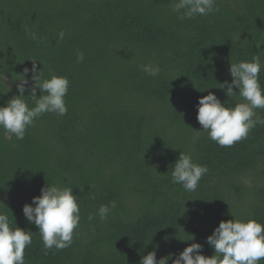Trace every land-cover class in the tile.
I'll return each mask as SVG.
<instances>
[{
  "label": "trees",
  "instance_id": "trees-1",
  "mask_svg": "<svg viewBox=\"0 0 264 264\" xmlns=\"http://www.w3.org/2000/svg\"><path fill=\"white\" fill-rule=\"evenodd\" d=\"M175 2L0 0V106L19 95L24 77L34 105L33 61L37 82L69 80L65 115L42 114L22 140L0 128V211L33 232L26 264H140L154 247L157 260L175 259L193 242L211 256L206 238L221 220L264 224V124L221 147L197 121L209 91L241 102L219 87L233 79L231 63L258 55L264 64V0H216L218 11L183 20ZM153 62L156 76L142 71ZM181 151L208 168L192 192L172 183ZM47 182L73 188L81 220L71 246L46 252L22 209ZM111 201L102 220L98 208Z\"/></svg>",
  "mask_w": 264,
  "mask_h": 264
},
{
  "label": "clouds",
  "instance_id": "clouds-1",
  "mask_svg": "<svg viewBox=\"0 0 264 264\" xmlns=\"http://www.w3.org/2000/svg\"><path fill=\"white\" fill-rule=\"evenodd\" d=\"M215 5L216 0H176L171 10L178 13L181 20L192 19L218 11ZM29 35L38 41L35 32ZM64 35L61 30L57 34V40H63ZM260 45H256L257 48ZM83 59V53L78 52L77 60ZM262 67L264 64L258 55H254L251 61L231 63L229 72L233 79L231 82L220 83L219 87L225 90L229 98L238 93L241 98L239 103L230 106L228 101L221 102L211 91L199 98L197 121L202 126V131L207 132L209 138L219 146L230 147L246 139L250 130L257 124H264V118L258 116L255 111L264 109V88L259 83ZM24 71L27 73L29 70ZM31 71L35 85L28 97L34 105L29 107L28 101L24 99L27 84L24 77L18 85L19 95H14L6 104L0 106V128L4 129L9 138L14 135L17 140H22L26 129L44 113L60 116L67 113L65 97L69 87L68 78L53 74L50 79L37 82L39 70L34 61ZM142 71L156 76L160 67L153 62L143 65ZM234 86L238 91H234ZM37 88L42 93L39 98L36 96ZM207 172L206 165L194 163L190 153L181 151L172 167V183L180 184L186 191L192 192L197 189L201 178ZM115 207V201L100 205L99 217L106 219ZM22 210L27 221L38 227L46 252L52 248L62 250L71 246L74 230L78 228L81 220L79 197L74 195L72 187L50 185L47 182L42 186L41 194L34 196L31 203H25ZM232 217L221 220L206 238L207 244L214 249L213 255H204L203 245L193 242L175 259H172L173 254L170 253L157 260L154 247L141 257L140 264H167L169 259H172V264H260V261L264 260V224L254 218L244 220L233 214ZM89 219L92 217L89 216ZM32 235L30 229L17 226L15 219L0 211V264H26L24 253L26 247L32 244Z\"/></svg>",
  "mask_w": 264,
  "mask_h": 264
}]
</instances>
